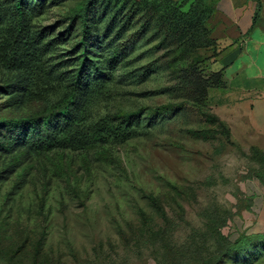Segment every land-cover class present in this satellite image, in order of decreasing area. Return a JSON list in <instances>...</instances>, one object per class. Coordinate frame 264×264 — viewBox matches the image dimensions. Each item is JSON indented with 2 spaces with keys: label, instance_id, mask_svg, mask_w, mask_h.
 Masks as SVG:
<instances>
[{
  "label": "rangeland",
  "instance_id": "rangeland-1",
  "mask_svg": "<svg viewBox=\"0 0 264 264\" xmlns=\"http://www.w3.org/2000/svg\"><path fill=\"white\" fill-rule=\"evenodd\" d=\"M196 1L29 0L51 100L94 61L95 115L143 113L122 141L0 150V264H264V137L240 142L214 113L213 0L194 27L169 14ZM20 80L0 61V120L44 107Z\"/></svg>",
  "mask_w": 264,
  "mask_h": 264
},
{
  "label": "trees",
  "instance_id": "trees-1",
  "mask_svg": "<svg viewBox=\"0 0 264 264\" xmlns=\"http://www.w3.org/2000/svg\"><path fill=\"white\" fill-rule=\"evenodd\" d=\"M199 1L193 3L188 14L176 9L169 14L187 20L194 27V18L202 14ZM28 2L14 0L10 7L0 2V25L7 21L5 27H0V61L6 69L21 76V91L26 100L42 101L45 105L27 115L0 120V150L11 152L15 147H24L32 153L58 148L81 150L135 135L142 109L95 115V104L106 91L104 83L108 77L94 61L90 68L83 63L69 75L65 74L63 92L51 100L49 89L53 84L42 59L47 45H40V37L31 32ZM212 11L213 4L204 14L206 26ZM206 28L210 37L211 30L209 26ZM211 76L215 77L214 83L207 88L224 84L221 72Z\"/></svg>",
  "mask_w": 264,
  "mask_h": 264
},
{
  "label": "crops",
  "instance_id": "crops-1",
  "mask_svg": "<svg viewBox=\"0 0 264 264\" xmlns=\"http://www.w3.org/2000/svg\"><path fill=\"white\" fill-rule=\"evenodd\" d=\"M217 48L211 61L224 84L209 103L232 135L249 146L264 137V0H213L208 19Z\"/></svg>",
  "mask_w": 264,
  "mask_h": 264
}]
</instances>
